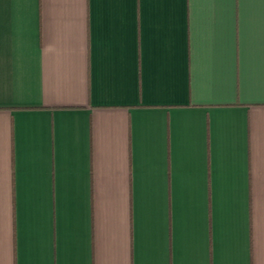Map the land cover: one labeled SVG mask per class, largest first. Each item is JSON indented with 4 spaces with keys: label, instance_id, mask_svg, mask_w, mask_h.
<instances>
[{
    "label": "crops",
    "instance_id": "0c3cea01",
    "mask_svg": "<svg viewBox=\"0 0 264 264\" xmlns=\"http://www.w3.org/2000/svg\"><path fill=\"white\" fill-rule=\"evenodd\" d=\"M0 264H264V0H0Z\"/></svg>",
    "mask_w": 264,
    "mask_h": 264
}]
</instances>
